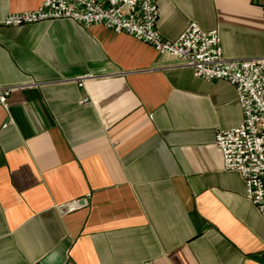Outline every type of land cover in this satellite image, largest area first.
<instances>
[{
  "label": "crops",
  "instance_id": "crops-1",
  "mask_svg": "<svg viewBox=\"0 0 264 264\" xmlns=\"http://www.w3.org/2000/svg\"><path fill=\"white\" fill-rule=\"evenodd\" d=\"M43 1L0 0V21ZM156 4L168 41L196 23L226 58L264 56L261 0ZM0 88V264H264V218L215 144L242 122L228 82L55 20L0 26Z\"/></svg>",
  "mask_w": 264,
  "mask_h": 264
},
{
  "label": "built area",
  "instance_id": "built-area-1",
  "mask_svg": "<svg viewBox=\"0 0 264 264\" xmlns=\"http://www.w3.org/2000/svg\"><path fill=\"white\" fill-rule=\"evenodd\" d=\"M158 17L156 0H44L36 10L8 14L0 26L70 20L86 28L102 27L177 59L196 78L228 82L235 90L242 122L233 129L217 131L215 144L222 153L224 168L240 175L247 200L264 218V56L226 58L218 30L204 31L196 23L189 24L176 40L168 41L157 30ZM91 77L76 81L82 86ZM10 92V88H0V105L4 108ZM88 102V98L80 101ZM81 206V201H73L58 206V210L67 214Z\"/></svg>",
  "mask_w": 264,
  "mask_h": 264
},
{
  "label": "rangeland",
  "instance_id": "rangeland-1",
  "mask_svg": "<svg viewBox=\"0 0 264 264\" xmlns=\"http://www.w3.org/2000/svg\"><path fill=\"white\" fill-rule=\"evenodd\" d=\"M57 210H58V206H57ZM59 211V210H58ZM76 211V210H75ZM60 212V211H59ZM73 212V211H72ZM70 213V212H69ZM60 214H62L61 212H60ZM63 215V214H62Z\"/></svg>",
  "mask_w": 264,
  "mask_h": 264
}]
</instances>
